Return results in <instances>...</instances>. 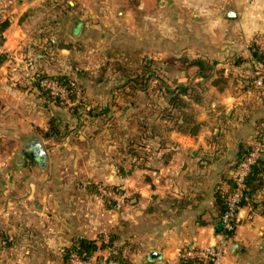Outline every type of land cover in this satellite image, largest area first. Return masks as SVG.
<instances>
[{"label": "crops", "instance_id": "obj_1", "mask_svg": "<svg viewBox=\"0 0 264 264\" xmlns=\"http://www.w3.org/2000/svg\"><path fill=\"white\" fill-rule=\"evenodd\" d=\"M0 16L9 20L0 51L14 54L19 67L49 51L54 59L59 48L65 58L85 62L87 48L176 43L220 67L205 82L197 66L191 75L176 74L207 87L201 104L184 96L197 111L196 133L172 128L169 138H144L148 155L140 167L120 168L102 152L97 156L96 179L126 176L120 180L131 199L122 211L105 209L95 188L71 180L80 169L64 168L69 177L61 182L0 184V191H11L0 196V264H67V250L82 241L96 246L93 262L115 255L130 264H179L181 251L217 242L220 195L231 188L233 166L264 120V86L247 80L252 65H262L248 43L264 45V0H0ZM168 29L190 32L167 43ZM13 91L0 87V95ZM55 170L44 171L54 176ZM253 176L220 264H264V168ZM152 251L158 257L150 260Z\"/></svg>", "mask_w": 264, "mask_h": 264}, {"label": "rangeland", "instance_id": "obj_2", "mask_svg": "<svg viewBox=\"0 0 264 264\" xmlns=\"http://www.w3.org/2000/svg\"><path fill=\"white\" fill-rule=\"evenodd\" d=\"M189 32L168 29L166 42H173V38L178 36L186 38ZM248 44L249 51L252 44H258L264 52V45L254 40ZM95 49L87 48L90 55L80 58L85 62H79L74 56L65 58L60 55L59 48L55 50L54 59L49 51L43 60L34 64L23 62L20 67L14 54L0 51V63L5 69L4 78L0 80L4 83L0 87L14 89L13 93L0 95L1 185L28 183L37 178L46 181L51 177L61 182L69 177L63 175L64 168L80 169L79 173L75 171L70 175L71 180L95 188L105 209L120 212L131 199L120 180L126 176L106 174L102 180L96 179L98 176L94 174V168L97 156L102 152L107 162L120 168L132 163L142 166L148 155L144 149V138H169L167 132L170 129H177L179 124L186 125L180 112L166 101L163 90L166 88L171 98L186 84L193 91L188 92L187 98L197 96L198 99H195L200 104L204 100L207 87L199 83L201 81H178L176 77L181 71L191 75L190 67H196L191 64L192 60L201 58L189 47L177 43L176 46L167 44L150 48L111 44ZM159 51L165 54L162 56ZM29 58L23 56L24 60ZM208 65L212 66L204 70V82L214 71L220 70L215 63ZM254 66L251 67V74H254L250 83L257 85L255 81L260 80L261 84L257 86L262 87L264 66ZM198 71L196 67V73ZM44 80L54 82L55 87L46 86ZM187 103L189 106L183 112L191 113L196 123L197 111L192 109V103ZM31 137H39L46 148L44 169L40 170L31 153L21 152L24 141ZM48 167L56 168L54 176L44 171ZM103 190L123 196L121 205L116 207L115 199ZM5 192L0 191V196L11 193L9 190ZM108 259L117 260L110 256L100 262L94 261V264H104Z\"/></svg>", "mask_w": 264, "mask_h": 264}, {"label": "built area", "instance_id": "obj_3", "mask_svg": "<svg viewBox=\"0 0 264 264\" xmlns=\"http://www.w3.org/2000/svg\"><path fill=\"white\" fill-rule=\"evenodd\" d=\"M257 85L261 81H255ZM44 84L54 88L55 83L44 80ZM264 153V127L260 137L252 144L251 150L244 155L236 166L232 169V179L234 182L233 189L228 192L225 198V207L219 218V223L222 228L221 237L217 242H213L203 248L194 250H183L179 253L178 258L181 261L196 260L204 261L208 264H220L221 259L227 253L226 238L229 233L234 230L236 223L239 221V212L244 198L246 187V178L253 164ZM107 195H110L116 201V207L121 205L123 196H116L113 191L103 190ZM104 264H127L119 260L108 259ZM67 264H94L90 258H86L84 254H79L76 251H71L68 256Z\"/></svg>", "mask_w": 264, "mask_h": 264}, {"label": "trees", "instance_id": "obj_4", "mask_svg": "<svg viewBox=\"0 0 264 264\" xmlns=\"http://www.w3.org/2000/svg\"><path fill=\"white\" fill-rule=\"evenodd\" d=\"M9 25V20L7 18H1L0 17V45L3 43L4 41V37H3V32L6 29V27ZM250 56L251 58L258 63H261L264 66V52H262L259 47L258 44H252V47L250 49ZM209 62H207L204 59H194L192 60L191 64H194L198 67V73L203 76L206 77V74L204 70L211 68L210 65H208ZM248 81L250 82L251 80L248 79ZM185 95H189L188 94V88L186 86H181L178 91L175 93V96H172L171 98H169V104L172 105V107L176 108L179 112L180 115H182V122L186 125L183 124H179L177 127V130L180 132H189L191 134L196 133L197 131V126L196 123L193 120V115L189 112H183V109L188 108L189 104L187 102H185V100H183ZM194 101H198L196 99H198L197 96L192 97ZM196 98V99H195ZM180 101V102H179ZM191 109V108H190ZM264 127V120H262L257 128V132H256V136H255V140H257L262 132V129ZM252 148V144L246 149L244 150L243 153H241V155L239 156V159L237 160L238 162L240 161V159L246 155ZM236 162V164L238 163ZM235 164V166H236ZM264 168V153L262 156H260L258 158V160L256 161L255 164L252 165L250 172L246 178V187H248V183L250 179H253V173L255 174V176H257L258 174V170L259 169H263ZM234 186V182L232 181V185L231 188L229 189L228 192H230L233 189ZM228 192H226L225 194H221L220 195V199L223 205V210L225 207V198L226 195L228 194ZM247 189L245 191V195L244 198L242 199V203L246 200V195H247ZM96 246L92 243V242H88L85 243L84 241L78 243L77 245H75V247H71L67 250L66 252V259L69 256V253L71 251H76L79 254H84V256L86 258H91L92 252L95 250ZM111 257L116 258L117 260L130 264L127 260L123 259L122 257H118L115 255H112ZM179 264H193L194 262H196V260H188V261H179Z\"/></svg>", "mask_w": 264, "mask_h": 264}, {"label": "water", "instance_id": "obj_5", "mask_svg": "<svg viewBox=\"0 0 264 264\" xmlns=\"http://www.w3.org/2000/svg\"><path fill=\"white\" fill-rule=\"evenodd\" d=\"M229 16H233V13H228ZM31 153L33 159L37 162L40 169L46 167L47 153L41 139L39 137H31L24 141L21 152ZM81 240V238H79ZM158 257L155 251L148 254V258L153 260Z\"/></svg>", "mask_w": 264, "mask_h": 264}]
</instances>
